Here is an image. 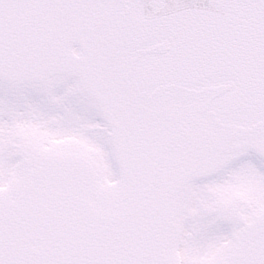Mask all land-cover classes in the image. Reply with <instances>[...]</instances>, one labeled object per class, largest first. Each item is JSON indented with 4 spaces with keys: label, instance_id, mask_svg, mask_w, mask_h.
I'll return each mask as SVG.
<instances>
[{
    "label": "snow or ice",
    "instance_id": "1",
    "mask_svg": "<svg viewBox=\"0 0 264 264\" xmlns=\"http://www.w3.org/2000/svg\"><path fill=\"white\" fill-rule=\"evenodd\" d=\"M0 264H264V0H0Z\"/></svg>",
    "mask_w": 264,
    "mask_h": 264
}]
</instances>
